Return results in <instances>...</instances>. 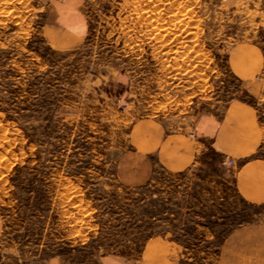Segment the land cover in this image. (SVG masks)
<instances>
[{
  "label": "rangeland",
  "instance_id": "rangeland-1",
  "mask_svg": "<svg viewBox=\"0 0 264 264\" xmlns=\"http://www.w3.org/2000/svg\"><path fill=\"white\" fill-rule=\"evenodd\" d=\"M57 1L0 0V264H100L167 233L189 264H218L229 231L264 223L219 154L140 189L116 165L138 120H222L241 102L264 126V70L249 82L230 62L242 44L264 52V0H83L75 49L45 33Z\"/></svg>",
  "mask_w": 264,
  "mask_h": 264
},
{
  "label": "crops",
  "instance_id": "crops-1",
  "mask_svg": "<svg viewBox=\"0 0 264 264\" xmlns=\"http://www.w3.org/2000/svg\"><path fill=\"white\" fill-rule=\"evenodd\" d=\"M45 33L53 46L75 49L89 35L83 0L57 1L48 17ZM231 67L241 79L252 82L264 70V52L253 44L237 46ZM222 120L196 119L179 125L173 118L150 117L131 126V148L117 160L116 176L126 188L149 185L157 170L168 174H194L211 153L235 161L225 167L223 184L248 204L264 205V126L255 109L238 103ZM0 220V232L2 230ZM212 239L213 235L206 236ZM195 257L204 255L198 248ZM198 252L200 255H198ZM193 250L172 233L157 235L145 242L135 255L107 254L100 264H189ZM218 264H264V223L234 227L224 237L217 255Z\"/></svg>",
  "mask_w": 264,
  "mask_h": 264
},
{
  "label": "built area",
  "instance_id": "built-area-1",
  "mask_svg": "<svg viewBox=\"0 0 264 264\" xmlns=\"http://www.w3.org/2000/svg\"><path fill=\"white\" fill-rule=\"evenodd\" d=\"M223 164L230 169H233L236 166L235 161L231 158H226Z\"/></svg>",
  "mask_w": 264,
  "mask_h": 264
},
{
  "label": "bare ground",
  "instance_id": "bare-ground-1",
  "mask_svg": "<svg viewBox=\"0 0 264 264\" xmlns=\"http://www.w3.org/2000/svg\"><path fill=\"white\" fill-rule=\"evenodd\" d=\"M224 163V162H223ZM224 165V164H223ZM226 167V166H225Z\"/></svg>",
  "mask_w": 264,
  "mask_h": 264
}]
</instances>
